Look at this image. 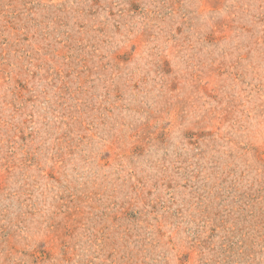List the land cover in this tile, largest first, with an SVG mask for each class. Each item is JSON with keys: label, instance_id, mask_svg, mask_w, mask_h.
<instances>
[{"label": "rangeland", "instance_id": "obj_1", "mask_svg": "<svg viewBox=\"0 0 264 264\" xmlns=\"http://www.w3.org/2000/svg\"><path fill=\"white\" fill-rule=\"evenodd\" d=\"M0 264H264V0H0Z\"/></svg>", "mask_w": 264, "mask_h": 264}]
</instances>
